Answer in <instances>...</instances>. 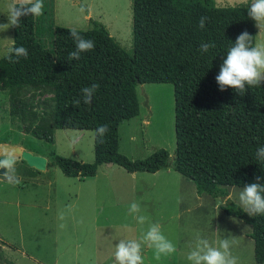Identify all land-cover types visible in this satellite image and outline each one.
<instances>
[{"label":"trees","instance_id":"1","mask_svg":"<svg viewBox=\"0 0 264 264\" xmlns=\"http://www.w3.org/2000/svg\"><path fill=\"white\" fill-rule=\"evenodd\" d=\"M131 51L123 50L106 27L92 21L90 29H76L92 39V51L70 59L75 43L73 28L43 27L42 17L24 16L18 27L11 26L16 46L28 50L27 58L9 62L0 57V89L7 93L9 112L17 117L22 131L51 145L55 129L90 130L93 133L90 162H81L50 152L53 164L66 177L93 176L99 165L112 163L128 173L155 172L165 166L168 153L154 149L140 159L118 152L119 124L138 113L135 87L143 83H171L173 94L174 149L172 168L190 178L197 194L224 196L218 185L256 182L264 176V162L256 150L264 145V83L246 85L244 95L233 88L219 89L215 76L236 37L255 34L254 20L247 5L216 6L213 0H130ZM207 17L204 28L200 17ZM47 34V45L42 35ZM214 42L207 53L202 42ZM99 85L90 103H84L80 89ZM31 91L50 94V106L38 115L21 97ZM74 99H80L74 105ZM108 125L103 137L100 125ZM101 139L103 142H101ZM260 183H264L261 180ZM221 209L252 225L255 264L264 262V214L249 216L226 200ZM0 264H14L2 257Z\"/></svg>","mask_w":264,"mask_h":264},{"label":"rangeland","instance_id":"2","mask_svg":"<svg viewBox=\"0 0 264 264\" xmlns=\"http://www.w3.org/2000/svg\"><path fill=\"white\" fill-rule=\"evenodd\" d=\"M216 6H234L243 0H213ZM0 0V24L8 23L9 3ZM43 27L64 26L90 29L92 21L103 24L126 52L131 51L130 0H43ZM254 43L264 40L256 26ZM45 45L47 34L42 35ZM12 43L11 26L0 31V57ZM137 116L122 121L117 129V149L130 159H140L156 148L174 149L173 94L171 83H143L135 87ZM38 115L50 106V94H21ZM48 145L22 131L19 119L9 112L7 93L0 89V144L19 145L22 150L45 157L43 170L27 167L14 158L0 183V263L4 257L14 264H114L119 239H139L143 228L128 215L135 201L149 222H159L174 244L172 205L147 194L150 175L134 177L114 164H101L88 179L66 177L50 159V152L81 162L93 159L90 130L55 129ZM55 139V142H54ZM31 168V169H30ZM33 175V177H29ZM148 198V199H147ZM64 219L61 220L60 214ZM63 224L64 227L60 225ZM144 264H171V255L154 259V250L143 245ZM164 260V263H162Z\"/></svg>","mask_w":264,"mask_h":264},{"label":"clouds","instance_id":"3","mask_svg":"<svg viewBox=\"0 0 264 264\" xmlns=\"http://www.w3.org/2000/svg\"><path fill=\"white\" fill-rule=\"evenodd\" d=\"M243 3L247 5V14L256 22L259 32L264 31V0H243ZM43 9V0H15L9 3L6 12L8 23L0 24V31L6 30L9 26L18 27L21 17L43 15ZM207 19L205 16L200 17L198 27L204 28ZM69 35L75 43V49L69 53L70 59L79 60L81 53L94 49V40L85 38L75 28L69 31ZM215 47L214 42H202L199 51L207 53ZM27 56L28 50L23 45L16 46L14 39L4 54V58L9 62H18L19 58ZM215 81L221 91L233 88L241 96L246 92V85L260 87L264 83V40L254 43L253 36L246 30L242 31L227 49ZM98 88L97 83L81 88L83 102L90 103ZM72 103L79 105L80 99H74ZM108 131V125H100L95 134L103 138ZM256 157L264 162V145L257 148ZM261 180H264V176H257L256 182L246 184L239 192L240 205L249 216L264 214V183H260ZM128 215L142 228L145 223H148V227L139 239H119L115 244L114 264H144L143 245L154 250V259L157 261L161 256H169L176 251L175 244L164 235L162 225L159 222H149L148 217L141 214V205L138 202L130 203ZM59 218L64 219L63 213ZM60 226L64 227L63 224ZM230 249L231 243L227 238L221 239L218 246H214L208 239L197 234L186 258L190 264H238V258L232 255Z\"/></svg>","mask_w":264,"mask_h":264},{"label":"crops","instance_id":"4","mask_svg":"<svg viewBox=\"0 0 264 264\" xmlns=\"http://www.w3.org/2000/svg\"><path fill=\"white\" fill-rule=\"evenodd\" d=\"M12 162L10 164H0V183L5 178V171ZM27 167L34 168L29 165ZM137 174L150 175L147 176L151 178V180H148L149 183L146 184L147 194H152L163 203L167 202L168 205L170 203L173 204L170 219L175 225L174 240L176 251L170 254L172 257L171 264H190L186 257L195 243L197 234L202 238L208 239L214 246H218V242L221 239H229L231 253L238 258V264H255L254 242L249 236L252 231V225L237 216L226 214L221 209L226 200H230L243 210L239 202V192L244 186L218 185L223 187L226 192L221 197L210 196L205 192L197 194L193 180L174 171L168 163L152 173L142 171L130 173L133 177ZM94 176L83 177L82 179H93ZM29 177H33V175H29ZM245 213L248 215L247 212ZM146 253V248H142L143 258L147 257ZM162 263H164V260ZM261 264H264V262Z\"/></svg>","mask_w":264,"mask_h":264},{"label":"water","instance_id":"5","mask_svg":"<svg viewBox=\"0 0 264 264\" xmlns=\"http://www.w3.org/2000/svg\"><path fill=\"white\" fill-rule=\"evenodd\" d=\"M14 158H21L36 169H43L46 163L44 157L22 150L17 145L0 144V164H10Z\"/></svg>","mask_w":264,"mask_h":264}]
</instances>
